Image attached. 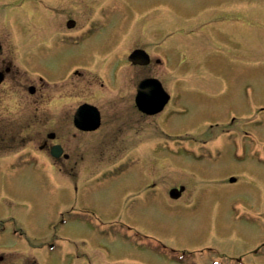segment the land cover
Instances as JSON below:
<instances>
[{"label":"rangeland","instance_id":"rangeland-1","mask_svg":"<svg viewBox=\"0 0 264 264\" xmlns=\"http://www.w3.org/2000/svg\"><path fill=\"white\" fill-rule=\"evenodd\" d=\"M101 4L96 0L95 8ZM109 5L125 20L146 16L136 23V31L160 26L171 36L181 35L173 43L181 44L184 55H179L183 61L177 70L187 82L175 84L187 85L180 103L173 100L171 107L188 112L169 124H162L163 119L131 122L116 130L118 142L94 152V158L121 164L87 179L85 185L77 184L79 178L60 182L40 169L37 173L21 166L0 168V230L4 228L0 249L16 250L6 253V264H28L31 250L43 241L54 247L46 249L51 254L40 264H110L116 256L125 257L119 264H172L138 247H160L159 243L181 250L170 257L173 264H212L213 260L264 264V246L261 253L253 254L264 243V0H113ZM168 79L172 81L171 74ZM120 87L99 89L95 95L97 86L88 83L87 91L78 95L102 101L118 96ZM122 91L119 109H129L134 88L126 84ZM76 96L70 98L72 105ZM62 102L52 109L61 111ZM230 122L237 125L230 129ZM241 127L256 137L246 140ZM31 133L24 130L21 136L29 138ZM179 135L196 142H168ZM62 137L74 153L81 150L79 141H68L67 133ZM134 139L148 140L141 145L150 151L142 167L129 168L127 159L141 146L128 144ZM35 148L33 141L5 143L0 145V157L12 162L16 159L10 153L18 150L19 162L33 159L42 168V156ZM82 161L80 151L71 160L51 161L49 170L78 177ZM6 163L0 161V167ZM144 171L158 185L138 194L135 189L144 188L139 183ZM231 175L237 176V182L231 184ZM180 183L187 191L178 200L170 199L168 191ZM15 228L26 234L30 249L9 240L13 235H4ZM240 255L243 262L228 258Z\"/></svg>","mask_w":264,"mask_h":264},{"label":"flooded vegetation","instance_id":"flooded-vegetation-1","mask_svg":"<svg viewBox=\"0 0 264 264\" xmlns=\"http://www.w3.org/2000/svg\"><path fill=\"white\" fill-rule=\"evenodd\" d=\"M95 6L96 0H0V112L4 109V114L0 115V145L33 141L38 146L35 149L50 158L53 145L60 144L63 154L59 158L66 160L81 151V176H65L73 180L79 178L81 185L101 172L114 171L121 164L122 161L114 164L110 159L94 158V152L118 142L114 136L116 130L131 122L154 120L159 123V119H163L162 124H169L175 119V109L149 114L138 109L135 103L138 85L146 78L155 77L167 88L168 60L170 57L174 62L177 52L167 47L162 29H154L153 33L127 28L129 23L135 24L133 19L125 20L123 15H115L117 11L94 9ZM136 49L145 50L147 56L142 58L147 62L141 64L129 59ZM175 77L177 80L178 76ZM88 83L97 86L95 95L100 90L111 91L122 86L118 96L93 101L78 95L87 91ZM126 84L134 88L131 107L119 109ZM73 93L77 94L75 105L70 102ZM125 95L128 97L129 93ZM60 100L63 109L57 113L52 108ZM84 104L94 106L87 112L85 124L86 127L96 124L93 128L79 127L75 122L76 111ZM21 109L31 111L24 114ZM24 130H32L31 137L24 139L21 136ZM66 133L68 141H79L81 150L74 153L67 147L62 141ZM123 141L122 138L120 142ZM128 141L134 147L149 143L140 139ZM136 149L140 151L127 161L138 158L139 162L132 167H142V161L149 154L145 155L146 148ZM17 152L10 153L14 159ZM149 179L146 171L139 179L140 184L148 187L145 191L157 185V181L151 183ZM8 234L11 235L4 232ZM2 237L0 233V239ZM23 237H26L24 232ZM47 242L31 250L33 255L28 257V264H40L39 259L50 255L44 251ZM6 253L5 249H0V264L7 263Z\"/></svg>","mask_w":264,"mask_h":264},{"label":"water","instance_id":"water-1","mask_svg":"<svg viewBox=\"0 0 264 264\" xmlns=\"http://www.w3.org/2000/svg\"><path fill=\"white\" fill-rule=\"evenodd\" d=\"M166 101V99L164 98V99H161V100H159V101H157L156 103H157V105H159L157 108H155V109H159V108H161L162 106H163V104H164V102Z\"/></svg>","mask_w":264,"mask_h":264}]
</instances>
